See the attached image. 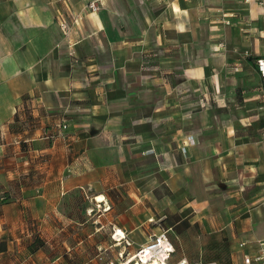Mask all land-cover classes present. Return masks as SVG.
I'll return each mask as SVG.
<instances>
[{
	"label": "crops",
	"instance_id": "1",
	"mask_svg": "<svg viewBox=\"0 0 264 264\" xmlns=\"http://www.w3.org/2000/svg\"><path fill=\"white\" fill-rule=\"evenodd\" d=\"M261 58L259 0H0V264L259 254Z\"/></svg>",
	"mask_w": 264,
	"mask_h": 264
},
{
	"label": "built area",
	"instance_id": "2",
	"mask_svg": "<svg viewBox=\"0 0 264 264\" xmlns=\"http://www.w3.org/2000/svg\"><path fill=\"white\" fill-rule=\"evenodd\" d=\"M259 4L264 6V0H259ZM89 9L93 11H98L100 5L97 1H91L89 4ZM229 23V22H227ZM67 25H63V29L67 35ZM256 72L259 73L262 81V86L264 87V58L258 59L256 62ZM67 126L64 125L63 128ZM117 232H115L114 236ZM243 246V244H242ZM261 251L259 254L251 255L246 253L243 256V264H264V243H261ZM175 253V247L170 238H168L167 231L162 230L157 233L151 240L142 245L133 253L126 254L124 251L118 253V262H109L108 264H170L169 261L172 255ZM172 264H191L188 260L182 259ZM200 264H221L216 262H202Z\"/></svg>",
	"mask_w": 264,
	"mask_h": 264
}]
</instances>
